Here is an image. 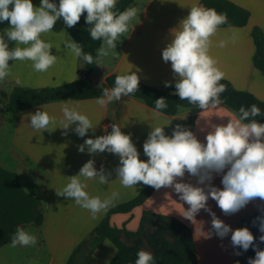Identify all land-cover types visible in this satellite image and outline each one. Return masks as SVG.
<instances>
[{
	"label": "clouds",
	"instance_id": "1",
	"mask_svg": "<svg viewBox=\"0 0 264 264\" xmlns=\"http://www.w3.org/2000/svg\"><path fill=\"white\" fill-rule=\"evenodd\" d=\"M118 3L119 0H58V3L56 0H39V6H34L32 0H0V23L7 20L10 25L0 30V82L11 75L12 65L17 61H30L33 70L40 73L47 72L56 64L58 56L50 51L53 45L42 39V34L53 32V25L60 18L67 27H72L86 13L84 20L90 25V38L101 41L94 58L82 50L81 43L65 33L63 48L75 58H82L85 64L100 66L103 58L118 55L115 46L123 34L128 32L131 21L138 19L139 13L135 7L117 10ZM226 22L225 13L195 4L189 8L188 14L179 21L178 26L170 29L171 40L161 50L163 61L170 62L174 75L173 94L202 111L220 105L221 94L226 91V85L220 83L225 73L217 67L216 59L210 54L213 45L211 38L219 26ZM9 41H14L15 46L9 48ZM225 43V40H220L218 46L224 47ZM10 60L14 61L11 65ZM138 71L133 70L131 65L129 70L117 74L113 86L104 88L102 95L96 98V103L106 108L109 103L120 101L122 96L129 97L136 93L140 79ZM169 83L165 81V87ZM154 105L157 115L160 110L168 107L165 97L155 99ZM78 108V104L65 101L58 127L55 126L57 118L47 111L37 109L25 115L30 127L40 133L59 128L64 130L62 135H67L69 128L74 125L71 130L79 137H86L87 132L95 131L99 121L94 125L89 116L78 111ZM238 113L237 118L228 119L226 123H209L210 130L205 133L203 141L181 124L172 127L171 135L165 134L164 126L176 117L165 121L163 125L150 126L142 144L146 160L139 159L140 153L131 134L122 132V126L115 123L110 125V132L95 138L86 137L77 146V150L93 155L102 152L117 155L118 164L112 171L123 188L133 189L134 194H138L136 189L142 185L156 190L161 187L171 188L179 201L188 205L186 210L182 207L184 218L194 221L195 215L203 209L212 217L211 227L216 236L223 238L230 233V242L234 248L238 246L244 251L253 248L254 258H248L247 264H264V248L257 247L249 228L231 229L216 217L207 204L211 198L227 215L239 211L255 198L264 201V123L255 119L264 116V110L256 104L248 107L241 105ZM94 163L93 159H88L78 173L72 175L63 188L55 192L58 196L70 198L87 210L93 219H98L114 206L119 192L113 191L102 199L85 190L87 180L95 179L102 184L111 181L109 177L112 172L107 171L103 164L97 169ZM186 173L189 177H195V184L183 179ZM213 173H222V187L211 183ZM257 219L261 233L257 239L264 242V216ZM211 234L209 232L206 235ZM36 243L35 234L17 227L10 246L26 247ZM134 264L156 262L150 251L141 249L136 252Z\"/></svg>",
	"mask_w": 264,
	"mask_h": 264
},
{
	"label": "crops",
	"instance_id": "2",
	"mask_svg": "<svg viewBox=\"0 0 264 264\" xmlns=\"http://www.w3.org/2000/svg\"><path fill=\"white\" fill-rule=\"evenodd\" d=\"M225 1L246 10L249 13L248 22L241 28H218L217 33L211 38L213 45L210 48V54L216 59L217 67L225 73L224 80L231 83L235 89L248 92L264 102V75L253 67L256 50L251 37V31L254 28L259 29L264 36V0ZM32 3L34 6H39V0H32ZM195 4H201V0H163V2L161 0H134L130 7L137 8L138 19L131 21L128 32L124 33L121 40L117 42L115 50L118 55L111 58L105 57L100 66L95 65L93 73L87 79L88 84L99 88L107 76L121 74L133 65V70H139L137 72L140 77L139 82L162 91L175 92L174 83H172L174 75L170 62L163 61L161 50L171 40L170 29L177 27L179 21L188 14L189 8ZM84 15L86 13H83L79 20L82 24H86ZM132 25H134L133 28ZM9 26L8 21L5 20L0 23V30ZM52 31L42 34V39L52 43L53 49L50 51L58 56L56 64L47 72L40 73L33 70L30 61L15 62L11 68V75L0 82V98L4 102L7 101L15 87L54 88L75 81L82 76L83 59L75 58L70 51L63 48L67 32L60 19L54 23ZM67 36L70 37L68 34ZM220 40L226 41L224 47L218 46ZM14 46L15 42L9 41V48ZM13 62L10 60L9 65ZM165 81L170 82L168 87H165ZM7 87L10 90L9 93L5 91ZM70 101L78 104V111L88 115L94 125L99 121L95 131L87 132L86 137L95 138V136L110 132V125L115 123L122 126V132L131 134V139L140 153L139 159L144 160L147 157L143 154L142 144L147 138L150 126L163 125L165 121L176 117L169 125L164 126L165 134L171 135L174 125L186 126L190 117V110L183 108L178 109L173 116L161 113L157 115L154 110L142 102L125 96H122L120 101L109 103L106 108L99 106L96 99ZM64 103L65 101L47 103L18 114H11V117L6 116L8 113L0 106V131H6L4 139L8 140L4 153L0 151V167L16 173L24 191L39 200L43 222L39 227L33 225L34 234L41 236L49 247L54 248L53 255L56 254V249L62 240L68 241V244L78 242L83 243L84 246L88 245L95 238L92 234L94 229L106 214L93 219L87 210L82 209L73 200L58 196L55 192V190H61L88 159L94 160V166L97 169L103 164L107 171L112 172L109 177L111 181L108 183L102 184L95 179L86 181L85 190L90 195L103 199L113 191L119 192L114 206L125 203L137 195L134 194L133 189L123 188L115 172L112 171L118 164L117 155L107 152L93 155L77 150V146L82 144L86 137L77 136L71 130L74 125L69 128L67 135H62L63 129L57 128L51 132L42 131L40 133L28 124V117L25 114L34 113L40 109L54 115L57 118L55 126L58 127L63 116L61 108ZM184 116V119H179ZM235 118L237 116L222 104L206 111L200 110L196 115L192 131L199 140L203 141L205 133L210 130L209 123L221 124L226 123L228 119ZM202 128L204 131H201ZM221 175L222 173H213L211 183L216 187H222ZM183 179L186 182L196 183L195 177H189L187 173ZM146 186L138 187L137 192H141ZM207 204L216 217L229 225L231 229L242 227L255 214H264V201L259 198L250 201L239 211L227 215L211 198L208 199ZM182 207L186 210L188 205L179 201L177 194L171 188L161 187L159 190L155 189L150 197L130 214L112 215L110 223L115 226L112 223L114 219H117L116 216L125 217L121 219L123 223L121 227H115L119 230L134 232L125 226L135 211L139 210L141 217L144 214L164 216L180 222L188 230L195 250L196 264H236L241 249L231 245L230 233L223 238L216 236L211 227L212 217L208 212L201 209L195 215L194 221H189L182 216ZM28 226L30 225L26 227ZM209 232L212 233L211 236L206 235ZM122 237L124 236L121 232L119 238L123 242ZM107 242L106 240L101 241L88 258L97 259L103 253V258L108 260L106 263L108 264L116 251L107 246L105 244ZM237 252L240 254L237 255Z\"/></svg>",
	"mask_w": 264,
	"mask_h": 264
},
{
	"label": "trees",
	"instance_id": "3",
	"mask_svg": "<svg viewBox=\"0 0 264 264\" xmlns=\"http://www.w3.org/2000/svg\"><path fill=\"white\" fill-rule=\"evenodd\" d=\"M56 2L58 3V0ZM133 2L134 0H119L116 8L117 10H124L130 7ZM201 4L205 7L213 8L217 12L226 14L227 22L219 26V28H241L248 22L249 13L228 1L201 0ZM60 20L64 30L72 40L81 43L82 50L90 53L95 58L96 50L101 46V41L90 38L88 34L89 26L78 21L76 25L67 27L62 18ZM251 37L256 50L253 67L264 75V36L259 29L254 28L251 31ZM94 68L95 65L84 63V71L80 78L54 88L24 89L15 87L9 94L6 103L0 98V106L7 113L18 114L24 110L52 102L96 99L102 95L104 88H111L113 86L117 74L107 76L101 87H92L88 84L87 79L93 73ZM220 83L226 85V91L221 94L220 104L232 111L236 116L239 114L238 109L241 105L248 107L251 104H256L264 110V102L252 94L235 89L227 80L222 79ZM173 93L162 91L139 82L138 91L130 95L129 98L138 100L148 108L154 110L155 99L165 97L168 107L160 110V113L167 116L175 115L180 108L189 109L190 117L188 118L186 127L192 131L196 115L200 109L196 105L189 104L186 100H180ZM255 119L257 122L264 123V116H257ZM154 190L151 186H146L131 200L111 207L94 229L92 234L96 235L95 238L88 243L87 248L84 247L83 243L79 245L68 257L66 264H78V262L88 258L103 240L108 241L116 251L115 256L108 264H134L136 252L140 250L139 247L137 245L128 246L126 243L120 241L119 235L122 232L125 239H138L142 235L143 224H149V222L156 229L152 235L148 236L146 241L152 250L151 253L156 264H196L192 239L185 226L178 221L164 216L144 214L141 217L137 230L134 232L119 230L117 227L111 225L110 217L112 215L130 214L135 208L142 205ZM39 206V200L24 191L18 181L17 174L0 167V248L10 244L17 227L25 228L27 225L41 226L43 216L39 210ZM261 216H264V214L253 215L247 221L246 227L250 231L258 228L259 220L257 218ZM148 217L154 218L157 221L152 222ZM169 229L174 230L173 242L167 241L164 237ZM185 234H187V237ZM258 248H264V243L258 246ZM244 252H246L248 258H254L255 252L252 248L249 247ZM248 258L243 257L241 261H238L239 264H247Z\"/></svg>",
	"mask_w": 264,
	"mask_h": 264
},
{
	"label": "rangeland",
	"instance_id": "4",
	"mask_svg": "<svg viewBox=\"0 0 264 264\" xmlns=\"http://www.w3.org/2000/svg\"><path fill=\"white\" fill-rule=\"evenodd\" d=\"M109 57L111 58L113 56L110 55ZM5 91L9 93L10 90L7 87L5 88ZM6 116L11 117V114L8 113V115ZM5 132H6L5 130L0 131V140H1L0 151H2V153H4L5 148L7 147L6 141H8L4 139ZM116 218L117 219H114L112 224H114L117 227H121V225L123 224L121 222V219L125 217L116 216ZM140 218H141L140 211L139 210L135 211L132 217L130 218V221L125 226V228L131 231H135L138 228V225L140 223ZM148 219L152 220V222L157 221L156 219L151 218V217H148ZM242 227H246V224H243ZM155 229L156 228L152 224H150V222L149 224L145 223L143 224V229L141 232L142 235L138 239L132 240V239H125L124 237H122L123 242L126 243L128 246L137 245L140 250L143 249V250L152 252L146 240L148 236L152 235ZM26 230L32 232L33 234L35 233V229L33 225L26 227ZM251 232L254 236V243L257 245V247L260 246L262 243H264V242H260L257 239L259 235L261 234L258 228L251 230ZM63 235H65V233ZM36 236H37V243L34 246L22 247V246L17 245L16 247H11L10 244H8V245L1 247L0 248V264H66L68 257L73 253V251H75V249L79 245H81L78 242H71L70 244H68V241L62 240V242H60V244L58 245L56 249V254L53 255L54 248L49 247L48 243L44 241V239H42L41 236H39L38 234ZM173 236H174V230H170V229L167 230L166 234L164 235L165 239L169 242H173V239H174ZM185 236L187 237V234H185ZM105 244H107V246H109L110 248L114 250V247L110 243L107 242ZM84 247L87 248V245H85ZM240 252L241 254H240L238 261H241L243 257L246 259L248 258V256L246 255V252L244 251L242 252V250H240ZM103 257H104V254L102 253L97 259L96 258L95 259L86 258L78 262V264H98L99 259ZM107 261L108 260L106 259L104 260L103 258V260L99 261V264H106Z\"/></svg>",
	"mask_w": 264,
	"mask_h": 264
},
{
	"label": "water",
	"instance_id": "5",
	"mask_svg": "<svg viewBox=\"0 0 264 264\" xmlns=\"http://www.w3.org/2000/svg\"><path fill=\"white\" fill-rule=\"evenodd\" d=\"M95 235V234H94ZM96 236V235H95Z\"/></svg>",
	"mask_w": 264,
	"mask_h": 264
}]
</instances>
